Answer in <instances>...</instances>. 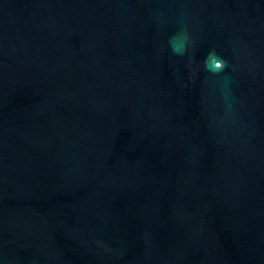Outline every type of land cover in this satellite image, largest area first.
Masks as SVG:
<instances>
[{
  "label": "water",
  "instance_id": "water-1",
  "mask_svg": "<svg viewBox=\"0 0 264 264\" xmlns=\"http://www.w3.org/2000/svg\"><path fill=\"white\" fill-rule=\"evenodd\" d=\"M0 264H264V0H0Z\"/></svg>",
  "mask_w": 264,
  "mask_h": 264
}]
</instances>
